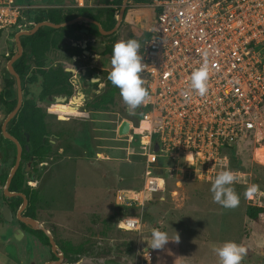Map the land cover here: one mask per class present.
<instances>
[{"label": "rangeland", "instance_id": "374dc122", "mask_svg": "<svg viewBox=\"0 0 264 264\" xmlns=\"http://www.w3.org/2000/svg\"><path fill=\"white\" fill-rule=\"evenodd\" d=\"M15 2L31 6L49 3L48 0ZM80 3L94 6L93 0ZM147 3L129 0L114 34L97 36L98 40L110 43L108 53L95 57L98 66L110 70L112 47L117 40L134 38L142 48L147 35L143 26L151 19ZM36 14L35 9L26 12V22H33ZM14 29L10 26L0 33V90L7 55L16 49ZM42 29L51 32L47 26ZM76 36L80 42L95 37ZM106 89H110L108 101L112 98L115 101L101 105L91 114L69 112L60 104H48V113L43 115L45 138L50 140L47 155L34 164L27 160L20 163L27 184L38 192L36 219L52 233L57 247L69 257L60 264H140L141 258L135 255L137 238L150 244L153 228L166 232L170 239L177 233L180 242L170 240L162 248L152 249L151 264H218L213 247L228 240L247 247L242 264H264V220L259 214L256 221L247 217L243 185H234L240 201L231 209L213 202L210 181L189 180L177 187L168 180L169 189L165 192L152 194L142 206L135 204L133 198L142 183L144 168L141 147L136 136H120L117 128L123 119L137 120L142 108L129 115L119 89L109 80L101 93ZM262 112L264 115V106ZM5 116L0 102V126ZM90 134L94 138L89 150ZM2 136L0 130V161L5 144ZM239 152L242 168L248 166L253 173L252 181L264 187V163L256 157L250 160L249 142L241 144ZM7 168L8 162L0 167V175ZM2 188L0 182V264H42L50 260L49 245L22 228L16 218L11 222L2 218ZM172 190L177 191L171 193ZM129 210L128 214H142L140 233L117 229L115 225L117 218L127 215ZM18 228L22 231L16 234Z\"/></svg>", "mask_w": 264, "mask_h": 264}, {"label": "built area", "instance_id": "2783aa9c", "mask_svg": "<svg viewBox=\"0 0 264 264\" xmlns=\"http://www.w3.org/2000/svg\"><path fill=\"white\" fill-rule=\"evenodd\" d=\"M82 1L70 6H86ZM149 5L156 15L140 55L150 102L141 107L127 134L136 136L143 156L135 204L142 206L152 194L165 192L168 180L177 187L189 180L210 181L225 159L245 195L256 183L251 169L242 168L239 146L251 143L250 160L256 157L264 163V157L257 156L264 152V0H150ZM56 6L0 0V33L24 21L25 8ZM205 51L210 62L208 93H192L186 99L188 78ZM258 187L245 199L260 209L264 220V187ZM142 223V214H127L116 226L140 233ZM135 249L139 263L152 260L150 244L139 237Z\"/></svg>", "mask_w": 264, "mask_h": 264}, {"label": "trees", "instance_id": "16d2710c", "mask_svg": "<svg viewBox=\"0 0 264 264\" xmlns=\"http://www.w3.org/2000/svg\"><path fill=\"white\" fill-rule=\"evenodd\" d=\"M48 1H49L48 4L51 3V4H63V5L56 6V7H46V8L35 9L37 10V14L34 17L33 22L31 21L26 22V12L32 9L25 8L22 11V14L25 15V20H24L25 22L23 20H20L18 23L13 25L12 27L15 29L12 35H14L15 32H17L18 30L28 29L32 27L33 24L41 20H48L54 23H59V22L68 20L70 18H73L75 16H78V15H84V16L93 18L97 20L98 22H100L103 29L108 30L112 28V26L115 24L117 13H118V10L121 4V0H93L94 2L93 7H86V6L69 7V6H65L64 4L71 3L73 0H48ZM132 1L134 3H145V2H149L150 0H132ZM109 3H113L115 6H108ZM127 7L128 6H126V10H127ZM126 10L124 12V16H125ZM153 20H154L153 17H151L150 21L147 24V29H148L147 36L149 35V30L152 26ZM81 28L88 29L87 34L89 35H93L95 37L102 36V34L98 30V27L95 24L90 23V22L78 21V22L69 24L67 26L60 27V29L62 30L78 31L77 35L86 34V32L80 33ZM49 29H51V32H52L59 28L49 27ZM51 32L45 31L42 29V27H40L36 31V33L29 35V36H21L20 40L23 45L25 41L30 42L35 37L36 34H39V35H47V37L49 38L48 40L52 43L63 41L62 39H59L57 36L51 35ZM113 34L114 33L106 35V36L110 37ZM74 38L76 40H80V38H78L76 34L74 35ZM108 51L110 50H107L106 53H108ZM12 54H13V51H10V53L7 55V59H9ZM13 67L15 71L18 73V75L20 76L21 82H22V89H24L25 81H28V80L31 81L35 78L33 75V76H30L26 80L27 78L26 75L28 74L29 65L27 64L25 55H22L19 59H17L13 63ZM37 71L38 70L35 69L34 74H36ZM2 79L3 80H2V88L0 90V102L3 105L5 115H6L15 106L16 85H15L14 76L10 75L9 73H7V75H2ZM108 94H110V89H106L103 93L98 95L96 103H95L96 109L105 103L107 104V102L113 103L115 101L113 98L111 101H108L107 99ZM27 107H28V101L25 100L22 106L20 107L19 111L16 113V115L8 122L7 130L14 137H16L22 145L21 161L27 160V161H31V164H34V163H37L38 161H42L45 158L49 150L50 140H46V138L43 136L44 128H45L44 123H43V115L41 116L37 114H31L28 112ZM3 139L5 140V144H3L2 149H1L3 158L0 161V167H2L3 164L8 162L9 168L5 169L3 173L0 175V182L2 186L4 185L9 169L11 168L15 160V144L6 138H3ZM249 144L251 145V143ZM23 174L24 173L21 169V164H20L11 179L9 190L20 191L26 195L28 204L25 207L22 214L36 218L37 216L35 213V203L37 200L38 192L35 187L27 184V181L25 180V177ZM2 193H3V190H2ZM2 199H3V202H6L7 205L11 208L12 212H16V210L18 209L22 201V198L19 196L14 197L9 200L5 198L4 196H2ZM259 211H260L259 208L248 205L246 208V215L248 218L256 221L258 219ZM130 212L131 211L129 210V212H127L126 214ZM121 216H119L117 220ZM116 222H115V225H116ZM19 223L22 228L33 232L38 237V239L41 241V243H43L44 245L50 246L48 237L42 230L40 229L34 230L21 222ZM56 244H57V241H56ZM63 254H64L63 262H67L69 260V257L66 251L63 250ZM55 258L56 257L51 251V259H55Z\"/></svg>", "mask_w": 264, "mask_h": 264}, {"label": "flooded vegetation", "instance_id": "af4514ba", "mask_svg": "<svg viewBox=\"0 0 264 264\" xmlns=\"http://www.w3.org/2000/svg\"><path fill=\"white\" fill-rule=\"evenodd\" d=\"M82 29L80 33L84 32ZM48 39L47 35L36 34L30 42L25 41L22 45V55L29 65L26 80L35 77L24 83L22 104L27 100L28 112L41 116L48 113V104H60L62 109L75 113L96 112L95 103L107 85L109 69L98 66L95 57L110 50L109 41L99 40L105 45L102 47L90 43L98 40L97 37L85 39L75 46L64 41L52 43ZM35 69L38 70L36 74ZM58 96L65 99L57 101ZM92 138L94 136L90 134L89 150L92 149Z\"/></svg>", "mask_w": 264, "mask_h": 264}, {"label": "clouds", "instance_id": "9594fccd", "mask_svg": "<svg viewBox=\"0 0 264 264\" xmlns=\"http://www.w3.org/2000/svg\"><path fill=\"white\" fill-rule=\"evenodd\" d=\"M141 44L137 39H120L114 42L110 57V70L107 79L119 89L120 96L126 105L129 115H135L136 110L146 106L150 102V90L142 77L145 70L143 57L140 55ZM210 62L208 53H202V60L198 67H194L188 78L189 89L184 93L185 98H190L192 93L204 97L209 90ZM147 128L148 125L145 124ZM188 162V161H187ZM189 163V162H188ZM190 164V163H189ZM239 182L238 175L228 167V160L220 162V170L210 178V192L212 200L226 209L239 205L240 197L234 185ZM259 191L256 184H250L245 195L251 197ZM180 242L176 233L175 238L170 239L168 234L159 228L151 230L152 249L162 248L168 241ZM218 257V264H242L247 255V247L243 243L233 240L224 241L213 247Z\"/></svg>", "mask_w": 264, "mask_h": 264}, {"label": "water", "instance_id": "95a60500", "mask_svg": "<svg viewBox=\"0 0 264 264\" xmlns=\"http://www.w3.org/2000/svg\"><path fill=\"white\" fill-rule=\"evenodd\" d=\"M128 1L129 0H121V4H120V7H119V10L117 13L115 24L112 26V28H110L108 30L103 29L100 22H98L97 20L90 18V17H87V16H84V15H78V16H75V17L70 18L68 20H65L63 22H59V23H54V22H51L48 20H41V21L33 24L32 27H30L28 29L18 30L14 34L16 50L13 52V54L7 60L6 69L3 73H4V75H7V73H9L10 75L14 76V78H15L16 103H15V106L13 107V109L11 111H9L6 114V116L4 117V119L1 123L0 129H1V133H2L3 137L10 140L11 142H13L15 144V160H14V163L8 172V175L6 177V180H5V183L3 185L2 190H3L4 197L7 198L8 200L19 196L22 198V201H21V204L19 205L18 209L15 212V217H14V213L12 212L11 208L7 205V203L2 202V204H1V216L5 221H8V222H11L14 218H16L18 221L25 224L26 226H29L30 228H32L34 230L40 229L46 234V236L48 237V241L50 244L51 251L56 258L47 260V261L43 262L42 264H60L64 258V254L57 247L56 241H55L52 233L45 226H43L36 218L22 214V212L24 211L25 207L28 204V200L26 198V195L20 191L9 190V185H10L11 179H12L14 173L16 172V170L18 169V167L20 165L21 157H22V145H21V143L19 142V140L16 137H14L7 130V124L16 115V113L19 111V109L22 105V98H23L21 78L13 67V63L21 57L22 51H23V46H22V42L20 40V37L32 35L42 26H47V27H51V28H60V27L67 26L69 24H72V23H75L78 21H85V22H90V23L95 24L98 27V30L102 35L112 34L119 28V26L123 20L124 12L126 10V6H127ZM82 30L84 32H88V29L83 28ZM90 43L93 46H102V47L105 46L99 40H93ZM64 99H65V97H59V96L57 97V101H63ZM130 123H131V121L129 119H123L120 122V124L118 125L117 133L120 136L127 135L129 133ZM21 231L22 230L20 228H18L16 231L17 232L16 234L20 233Z\"/></svg>", "mask_w": 264, "mask_h": 264}, {"label": "crops", "instance_id": "0c3cea01", "mask_svg": "<svg viewBox=\"0 0 264 264\" xmlns=\"http://www.w3.org/2000/svg\"><path fill=\"white\" fill-rule=\"evenodd\" d=\"M89 1H92V0H89ZM150 2V1H149ZM74 3V0L71 2V3H66V4H64L65 6H69V7H74V6H70L71 4H73ZM45 4H48V3H45ZM139 4V3H138ZM57 6H60V5H63V4H56ZM147 7H149L150 8V15H151V17H153V19L155 18V15H156V9L154 8V7H152V6H150L149 5V3H147V4H145ZM147 24L148 23H144V28H146L147 29ZM147 31H148V29H147ZM78 33V31H68V30H62V29H57V30H55V31H52L51 32V35H54V34H58V35H55V36H57L58 38H60V39H62L64 42H66V43H70V45H72V46H75V45H77L78 43H80V40H76L75 38H74V35L75 34H77ZM146 37H147V35H146ZM146 39V38H145ZM144 39V40H145ZM143 43H144V41H143ZM4 54H8V52L7 51H5L4 52ZM263 109V108H262ZM130 121H132V120H130ZM136 121V120H135ZM263 143H264V140H263ZM152 263V260L149 262V263H146V264H151ZM141 264V263H140Z\"/></svg>", "mask_w": 264, "mask_h": 264}, {"label": "bare ground", "instance_id": "6f19581e", "mask_svg": "<svg viewBox=\"0 0 264 264\" xmlns=\"http://www.w3.org/2000/svg\"><path fill=\"white\" fill-rule=\"evenodd\" d=\"M257 156H262V157H264V152L263 151H258V153H257Z\"/></svg>", "mask_w": 264, "mask_h": 264}]
</instances>
